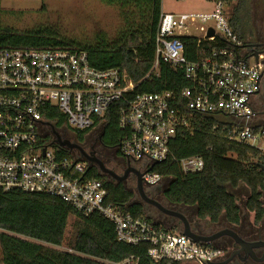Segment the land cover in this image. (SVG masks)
Wrapping results in <instances>:
<instances>
[{
    "label": "built area",
    "instance_id": "obj_1",
    "mask_svg": "<svg viewBox=\"0 0 264 264\" xmlns=\"http://www.w3.org/2000/svg\"><path fill=\"white\" fill-rule=\"evenodd\" d=\"M226 8L219 2L207 15L161 13L155 62L146 78L158 76L161 63L182 69L189 86L179 94L133 95L136 85L125 72L92 67L87 53L77 47L1 49L0 190L44 194L60 199L84 217L101 216L114 226L119 243L149 245L148 256L155 264L165 260L180 264L214 261L219 251L210 244L193 243L182 233L170 232L109 204L105 185L87 176L88 163L76 152L53 144L55 136L44 123L55 126L43 119V110L49 107L66 117L68 129L55 128L63 139L67 133L100 130L107 111L123 103L120 151L129 162L142 167L145 188L163 183L162 176L149 169L172 158L171 141L179 132L192 130L194 116L212 118L214 130L224 133L230 142L264 155V126L254 123V97L264 63L241 52ZM211 21L215 26L206 28ZM194 28L201 33L199 37L190 34ZM183 37L197 38L198 46L218 39L229 46L216 47L207 57L189 61ZM257 126L261 127L255 130ZM178 164L184 174L205 168L200 157L182 159ZM136 261L130 258L120 264Z\"/></svg>",
    "mask_w": 264,
    "mask_h": 264
},
{
    "label": "trees",
    "instance_id": "obj_2",
    "mask_svg": "<svg viewBox=\"0 0 264 264\" xmlns=\"http://www.w3.org/2000/svg\"><path fill=\"white\" fill-rule=\"evenodd\" d=\"M115 8L123 21L118 36L108 41L80 44L60 37L41 27L33 34L0 33L1 49L77 47L88 55L89 63L98 70L121 69L135 85L133 95L172 92L179 94L189 86L184 70L161 63L159 75L146 78L155 62V39L162 13V0H95ZM223 3L231 10L230 25L241 40L250 21V8L241 0H210ZM189 61L203 59L216 47L229 45L221 39L214 43L183 37ZM114 104L100 120L103 143L119 158L118 146L123 137L119 128L120 109ZM43 119L56 129H68L66 117L57 110L45 108ZM191 131L179 132L170 143L172 158L155 165L153 172L163 178V198L173 210L190 209L201 221L217 223L225 218L230 223L241 219V207L233 190L246 186L250 195L245 209L264 215V155L254 148L230 142L224 133L214 130L210 117L191 118ZM257 126L255 130L260 129ZM91 131L79 134L84 138ZM51 137L47 135L46 140ZM200 157L205 162L202 172L184 174L179 160ZM101 181L109 192L108 203L122 212L163 226L148 213L135 190L134 182L115 183L93 167L88 175ZM160 201V200H159ZM82 223L72 248L65 252L49 249L62 247L70 217ZM167 226V225H166ZM0 251L3 264H120L134 258L136 264H155L148 256L150 246H129L116 240L114 226L98 215L84 217L60 199L44 194L0 190ZM159 264H180L162 261Z\"/></svg>",
    "mask_w": 264,
    "mask_h": 264
},
{
    "label": "rangeland",
    "instance_id": "obj_3",
    "mask_svg": "<svg viewBox=\"0 0 264 264\" xmlns=\"http://www.w3.org/2000/svg\"><path fill=\"white\" fill-rule=\"evenodd\" d=\"M244 1L248 2L251 10L250 20L258 19L259 24L263 25L264 0H255L253 7L252 0ZM161 9L163 14L207 15L214 12L215 3L210 0H162ZM226 12L230 17V8H226ZM214 26L211 21L205 27ZM41 27L52 29L64 39L87 44L91 41L115 39L123 27V21L115 8L95 0H0V33L33 34ZM190 34L195 37L201 35L195 28L190 30ZM233 193L241 206L250 195L249 189L244 185L233 190ZM148 213L154 219L162 221L159 215L152 216L149 210ZM163 226L170 229L164 223ZM81 229L82 223L78 218L70 217L63 246L46 247L60 252L70 250ZM0 264H3L1 251Z\"/></svg>",
    "mask_w": 264,
    "mask_h": 264
},
{
    "label": "flooded vegetation",
    "instance_id": "obj_4",
    "mask_svg": "<svg viewBox=\"0 0 264 264\" xmlns=\"http://www.w3.org/2000/svg\"><path fill=\"white\" fill-rule=\"evenodd\" d=\"M241 1L245 2L244 0ZM252 3L251 6L253 7L256 1L252 0ZM246 5L249 6L248 2H246ZM247 26L245 37L240 40L241 52L249 59L254 58L264 63V19L263 25L259 24L258 19H254L253 21L251 19ZM254 102V123L264 126V70L260 74L259 89L254 97ZM63 139L79 145L87 154L94 153L97 159L103 162L109 170L114 171L118 175H123L130 167L139 173L140 169H142L141 166H137L125 159L119 146V158L115 159V157H112L111 149L103 143L100 130H92L91 133L84 138L79 137V135L67 133ZM100 174L104 176L102 173ZM106 178L109 179L108 177ZM129 181L134 182L136 190L137 178L131 175L126 182ZM162 185L163 184H160L150 189L145 188L146 193L150 198L162 204L166 209L184 215L193 233L205 238L214 237L223 233V235L216 238L215 241L210 244L219 251V255L214 261L208 264H264V215L258 219L255 212L245 209L249 197L246 198L242 206L239 204L241 207V219L238 223H230L225 218H221L217 223H212L210 221L199 220L195 212L190 209L178 208L177 210H173L167 206L163 198ZM262 203L264 207V195L262 196ZM146 206L152 216H155V214L159 215L162 220L161 222L170 226L173 232L182 233L185 225L181 220L165 216L153 206Z\"/></svg>",
    "mask_w": 264,
    "mask_h": 264
},
{
    "label": "water",
    "instance_id": "obj_5",
    "mask_svg": "<svg viewBox=\"0 0 264 264\" xmlns=\"http://www.w3.org/2000/svg\"><path fill=\"white\" fill-rule=\"evenodd\" d=\"M213 36V32H209V37ZM47 126L51 127L52 133L55 136V139L53 140V144H57L58 146L62 148H66L69 150V152H77L79 155V159L84 160L88 163V171H90L93 167H97L100 173H102L104 176L108 177L110 181L115 182V183H124L126 182L131 175L135 176L137 178V184H136V191L137 194L139 195V198L141 199V202L153 206L156 208L159 212L164 214L165 216L171 217V218H177L183 222L185 225L184 230L182 231V234L192 240L193 243H201V244H212L213 241H215L216 238L219 236L223 235V233L218 234L217 236L214 237H201L193 233L188 225V222L185 218L184 215H182L179 212L172 211L166 209L162 204L157 202L156 200L150 198L148 194L146 193L145 187L142 182V174L136 171L133 168H128L123 175H118L114 171L109 170L103 162H101L99 159L96 158L95 154H87L85 150L80 147L79 145L74 144L73 142L62 139L58 132L55 130L53 126L50 124L44 123ZM46 149H44L45 153ZM156 162L155 164H157ZM154 165L149 169V171L153 170ZM260 168L264 171V166L260 165Z\"/></svg>",
    "mask_w": 264,
    "mask_h": 264
}]
</instances>
